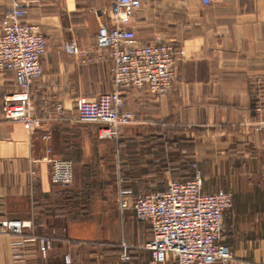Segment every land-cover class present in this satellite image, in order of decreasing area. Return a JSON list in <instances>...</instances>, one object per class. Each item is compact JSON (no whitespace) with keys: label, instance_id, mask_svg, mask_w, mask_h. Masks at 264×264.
Instances as JSON below:
<instances>
[{"label":"crops","instance_id":"crops-1","mask_svg":"<svg viewBox=\"0 0 264 264\" xmlns=\"http://www.w3.org/2000/svg\"><path fill=\"white\" fill-rule=\"evenodd\" d=\"M10 1L0 0V25ZM110 2L25 0L22 20L37 23L47 43L32 86L35 111L44 116L45 100L64 107L41 129L3 119V97L16 83L12 71L0 70V221L30 223L23 238H52L45 258L35 241H24L19 260L66 264L69 254L71 264H152L144 247L149 224L125 210L117 232L116 219L101 210L109 183L118 206V173L127 187L146 192L199 172L204 191L232 193L220 240L232 253L225 264H264V128L255 130L262 114L254 110L257 98L264 103V0H141L132 19L138 41H170L182 50L173 85L164 95L126 92L124 108L134 121L118 139L99 141L96 126L77 119L74 98L112 89L111 59L82 63L61 42L74 38L91 49ZM89 15L92 30L75 24ZM57 155L72 162V185L50 181L46 158ZM13 239L0 231V264H18Z\"/></svg>","mask_w":264,"mask_h":264},{"label":"built area","instance_id":"built-area-1","mask_svg":"<svg viewBox=\"0 0 264 264\" xmlns=\"http://www.w3.org/2000/svg\"><path fill=\"white\" fill-rule=\"evenodd\" d=\"M140 6L141 0H111L104 9L107 21L99 25L91 49L82 47L74 38L61 42L62 51L82 63L101 61L106 56L111 59L112 89L96 97L74 98L77 119L95 125V137L99 141L118 139L122 128L134 121V114L124 108L126 92L146 89L164 95L173 85L176 61L182 50L170 41L147 44L138 41L132 19ZM25 14V0H11L0 25V70L12 71L16 83V88L3 97L2 117L23 122L33 132L41 129L46 121L58 118L64 107L61 102L49 104L45 100L44 116L35 111L32 86L42 75L41 57L47 43L37 23L22 20ZM254 110L262 114L255 124V130H260L264 128L262 97L257 98ZM46 161L50 164L53 184L71 185L73 165L69 159L49 156ZM124 180L118 173V208L120 212L132 210L138 219L149 224L150 237L144 247L150 252L152 264L167 261L225 264L232 258L228 246L220 243L224 217L233 205L230 191H204L199 172L191 179L171 180L161 191L138 193L125 186ZM29 225L19 219L0 221V231L14 237L11 245L18 264L22 260L17 250L24 241H35L43 258L52 246L45 235L21 237ZM122 258L127 259L128 254L124 252ZM64 261L71 264V256L66 254Z\"/></svg>","mask_w":264,"mask_h":264},{"label":"rangeland","instance_id":"rangeland-1","mask_svg":"<svg viewBox=\"0 0 264 264\" xmlns=\"http://www.w3.org/2000/svg\"><path fill=\"white\" fill-rule=\"evenodd\" d=\"M75 24H81L83 25L87 30H92L93 27H94V20H93V17H91L90 15L89 16H86L82 19H80L78 21H75ZM59 157H62L64 158L63 155H57ZM173 155H168V157H171ZM184 163V161H181ZM73 184V182L71 183V185ZM114 184L112 185V182L109 183V186L107 187V191L104 195V198H105V204L107 206H105V208L101 209L103 210V212H105V215L111 217V218H115L116 219V227H115V230L118 232L119 230H122L123 229V226L125 225V217L126 215L124 216V214L122 215L117 204H116V198H115V192H114ZM99 209H86L85 210V214L88 215V214H93L95 213L96 211H98ZM97 213V212H96ZM112 226V224H111Z\"/></svg>","mask_w":264,"mask_h":264},{"label":"trees","instance_id":"trees-1","mask_svg":"<svg viewBox=\"0 0 264 264\" xmlns=\"http://www.w3.org/2000/svg\"><path fill=\"white\" fill-rule=\"evenodd\" d=\"M254 107H255V105H254ZM122 175L125 177V174L122 172ZM194 176L193 175H191V176H189V177H184V178H182V180H186V179H191V178H193ZM125 179H126V177H125ZM125 185V184H124ZM126 186V185H125ZM129 188H131V187H129ZM138 193H141V192H138ZM49 237V236H48ZM50 238V240H51V242H52V238L51 237H49ZM52 247V246H51Z\"/></svg>","mask_w":264,"mask_h":264}]
</instances>
